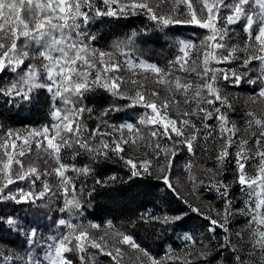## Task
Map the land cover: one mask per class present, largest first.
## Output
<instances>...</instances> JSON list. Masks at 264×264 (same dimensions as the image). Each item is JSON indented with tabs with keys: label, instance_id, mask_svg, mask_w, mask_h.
Returning a JSON list of instances; mask_svg holds the SVG:
<instances>
[{
	"label": "snow or ice",
	"instance_id": "obj_1",
	"mask_svg": "<svg viewBox=\"0 0 264 264\" xmlns=\"http://www.w3.org/2000/svg\"><path fill=\"white\" fill-rule=\"evenodd\" d=\"M195 5H199L198 10ZM162 7L166 10L158 12ZM129 14H143L161 29L174 25H194L206 30V35L199 42L178 40V55L168 62L166 68L132 58L126 49L132 44L135 33L128 40L114 44L110 50L93 46L96 37L86 31L90 21L96 17ZM238 24L245 35L243 44H229L230 32H236L232 26ZM33 45L37 49L34 58L41 60L40 68L30 63L18 72L25 65V60L30 58ZM193 50L196 52L194 59ZM238 52L244 55L238 56ZM120 56L124 57L123 61L119 59ZM234 60L241 61L243 72L217 67L231 64ZM253 61L257 62L255 70L258 74L245 81L244 77L253 71L248 67ZM41 71L43 80L40 78ZM122 71L130 74L127 80L120 75ZM8 72L17 75L7 85L0 86V97L6 98L9 103L28 101L34 90L46 89L52 100L49 113L51 124L30 128L24 134L18 129L0 130V202L35 204L52 192L46 180L41 182L42 190L36 192V181L41 180L42 176L55 175L64 196L61 211L70 215L73 211L79 214L82 205L76 197L77 187L67 173L74 172L78 178L88 175L92 169L63 162L62 151L67 149L74 158L80 154L79 150H84L95 160L107 158L109 151L119 155L124 151V145L139 146L138 141H146L148 146L154 148V154L139 161V167L137 162L126 160L125 163L131 165L132 175H151L153 160L158 161L163 156L165 163H158L156 167L162 174L164 184L175 192V187L169 181L176 154L175 144L184 145L188 153L195 156L194 146L198 140L204 143V151L208 150L207 145L211 141L216 145L213 150L219 170L223 171L225 162H232L229 157H233L235 182L240 185L244 198L243 207L235 211L248 218L245 228L249 233L250 247L245 255L256 257V260L242 259L239 245L231 239L229 223L234 211L228 198L229 186L220 180L215 183L210 181L211 187L225 203L223 209L217 211L219 220L204 216L209 220L207 230L212 234L209 241H198L190 233H184L182 239L187 242L185 255L188 258L175 259L180 260V264H196L197 261L199 264H211L209 257L214 249L209 245L219 228L224 236L215 248L227 249L232 254L233 264H264V118L248 111L246 116L250 119L246 121L245 130L256 128L257 131L251 133L255 139L249 146L248 139L237 138L240 129L222 111L231 109L232 105L221 94L218 84V81H228L238 87L242 82L257 85L259 81L252 100L256 103L258 97L264 102V0H195V4L193 0H155L154 5L152 0H0V76H6ZM141 73H151L152 82L163 86L167 96L162 98L155 89L149 91L146 88L149 76H141ZM179 73L189 75L182 77ZM192 73L195 78L191 77ZM125 83L136 86L131 95L127 90H121V85ZM97 87L115 97L130 100L129 107L145 109L136 125L150 126L149 133L141 134L133 123L111 125L107 121H101L89 129L85 123V113L90 118L92 109L84 105L83 97ZM170 107L177 111L179 120L169 115ZM118 110L111 106L101 115L107 116L109 111ZM213 120L216 121L215 126L208 123ZM102 124L110 130H104ZM125 130L130 134L128 137L123 135ZM98 135L111 139L97 140ZM173 137L179 139L174 141ZM161 138L171 143L161 145ZM217 140L219 143H216ZM33 145L37 150L36 157L40 158L43 152L55 162L56 167L41 173L37 160L25 165L22 158L32 154ZM249 161L253 162L254 168L251 174L247 171ZM44 163L47 164L48 160L45 159ZM13 165L17 167L14 169ZM192 167L193 162L189 161L186 165L188 179L195 184L196 178L190 175ZM207 171L211 172L212 169ZM24 181L28 182L29 190H9V186ZM199 183L203 184L204 181L200 180ZM192 210L199 213V209ZM141 219L145 223L150 219L167 226L178 225L181 216L166 213L158 216L149 210L141 214ZM4 221L8 226L20 230L16 218L7 217ZM57 226L66 231L47 236L39 235L37 228L26 232L28 245L41 250L42 254L34 255L30 250L23 258V264H105L97 260L98 256L110 257L115 264H120L125 253L119 245H127L137 252L140 264H163V259H172L166 256L158 260L136 243L131 235L115 229L111 221L105 227L113 231H105L99 238L91 234V230L101 229L98 223H73L72 219L61 218ZM235 235L241 237L240 232ZM105 236L111 237V246ZM89 248L97 251L90 252ZM141 256L145 259L141 260ZM9 259L0 258V264H6ZM20 259L18 257L17 262Z\"/></svg>",
	"mask_w": 264,
	"mask_h": 264
},
{
	"label": "trees",
	"instance_id": "obj_2",
	"mask_svg": "<svg viewBox=\"0 0 264 264\" xmlns=\"http://www.w3.org/2000/svg\"><path fill=\"white\" fill-rule=\"evenodd\" d=\"M86 31L96 37L92 42L93 46L102 50H110L114 44L128 40L135 33L132 44L126 49L130 51L132 58L154 63L163 68H166L168 62L178 55L176 43L178 40L183 39L199 42L206 35V30L194 25H174L161 29L143 14H129L119 17H96L88 23ZM242 35L245 38V35ZM240 40L241 37L238 36L234 38V41L229 40L228 42L229 44H236L240 43ZM31 47L33 51L30 52V58L25 60V65L21 66L18 72L22 71L30 63L40 68L41 60L34 58V52L37 49L35 45ZM119 59L123 61L124 57L120 56ZM253 64L252 62L248 67L253 69ZM235 70L238 72L244 71L242 68H236ZM256 72V70L252 71L249 76L244 77V80L246 81L254 77ZM148 74L152 76L151 73ZM16 75L17 73L8 72L6 76H0V86L7 85ZM120 75L124 76L126 80L129 77L127 71H122ZM179 75L184 77L189 74L179 73ZM191 77L195 78V74L192 73ZM40 78L41 80L44 78L43 71H41ZM154 85L158 86L157 84ZM258 85L259 81H257V85H249L242 82L237 87L228 85L227 81L222 85L226 90L224 93L229 94L232 103L231 109H222V111L232 112V116L237 121L241 130L242 135L240 137L244 139L251 135L252 132L257 131L256 128L245 131V120L250 119L246 116V113L252 111L260 117L261 115L264 116V102H261L258 97L256 98V103L252 100L254 91L258 90ZM154 87L146 86V88H152L151 90ZM121 90H127L128 94L131 95L133 91L132 85L125 83V85H121ZM155 90H159L162 98L167 96L166 91L161 92L159 87ZM83 103L92 109L90 118L89 114L85 113V123L89 129L96 127L101 121H107L111 125H121L127 122H132L136 125L140 114L145 111L140 106L129 107L130 100L115 97L99 87L85 93ZM51 104V96L46 89L34 90L31 94V99L28 101L9 103L6 98L0 97V130L8 128L18 130L24 128L30 129L51 124L49 115ZM57 104H59V101H57ZM111 106H115L119 110L109 111L107 116H102L101 113ZM168 111H171V117L177 120L180 119L176 110L170 107ZM196 122L199 124V121ZM208 123L215 126L216 121H208ZM136 126L140 129V132L145 131L148 134L150 131V126ZM101 127L104 130H110L107 128V125L102 124ZM114 135L117 136L118 133H114ZM96 139L110 141L111 138L98 135ZM174 139L176 138L174 137ZM92 143L95 144L96 141ZM169 143L171 142L167 139L163 140V144ZM76 150L73 149V151ZM194 150L196 155L192 156V159L197 166H203L206 170L216 167V153L214 150L211 152L208 147V150L204 151V143L200 140L196 142ZM36 151L35 145H33L32 154H27L22 158L25 165L33 160H37L41 173L45 169L50 171L56 167L55 162L44 155L43 152H41L40 158L36 157ZM175 151L176 154L173 158L169 173V181L176 189L174 192L164 184L161 178L162 174L154 170L155 168L151 175L133 176L131 166L125 163L128 160L125 147L124 151L119 155L109 151L107 158L99 157L95 160L91 154L84 150H79L80 154L73 158L70 156L68 150L65 149L61 154L63 162L75 164L78 168L87 166L92 169L88 175H81L78 178L74 172L69 171L67 173V175L74 179L77 187L76 197L82 205L79 214L73 211L70 215L65 211L68 219H72L73 223L94 222L100 224V230H91V234L97 238L103 236L105 231H113V229H106L105 227L106 223L111 221L115 229L131 235L136 243L142 248L147 249L158 260L166 256L172 257V259H163V264H180V260L175 259L176 257H180L181 259L188 258L185 255L188 250L186 248L187 242L182 239L184 233H190L198 241L204 240L205 242L209 241V237L212 234L207 230L209 220L204 218V216L208 215L190 203L189 199L184 197L177 188L176 180L181 178L179 173L186 172L183 169V151L179 152L177 147H175ZM147 156H149V153H147ZM121 157L124 159H121ZM45 159L48 160L47 164L44 163ZM163 163H165L164 157ZM13 167L15 169L17 166L13 165ZM230 168L229 163L226 161L223 169L224 173L221 171V174H223L222 178L225 181H230L233 184L229 188L228 198L232 201V207H237L240 206L239 200L243 202V197L239 192L240 185L235 182V179H227L231 171ZM248 168H250V164ZM113 176L115 179H112ZM44 180L50 184L52 192L48 193L43 200H37L35 204H16L12 201L0 202V258L9 257L10 259L6 261V264H23V258L27 256L30 250L34 255L42 254L41 250L32 249L27 243L26 232L31 228H37L38 234L41 236L53 235L57 231H66V229L58 228L57 226V221L63 216L61 208L63 206L64 196L56 182L55 175L42 176L41 180L36 181L35 191L39 192L42 190L41 182ZM10 187L13 190L17 188H24L26 191L29 190L27 181L18 182ZM210 199H213L212 194L210 195ZM193 208L199 209V213L194 212L192 210ZM149 210L153 215L158 216L165 213L172 216H181V220L178 222L179 226L175 224L161 226L159 223L153 222L150 219L145 223L141 219V214L148 213ZM7 217L16 218L19 221L18 227L20 230L8 226L4 221V218ZM235 218L233 215L229 223L231 239L239 245L242 259L256 260V257H247L245 255L250 247L248 243L249 233L245 228L246 223L243 226L239 225L238 220L234 223ZM237 232L241 233V237L238 238L235 235ZM223 236L224 233L217 228L215 239L209 245V247L214 249L212 255L209 257L211 264H233L232 254L227 249L217 250L215 248ZM105 239L109 241V246H111L113 242L111 237L105 236ZM119 246L126 255L128 254L127 252L130 255L138 254L126 245ZM89 251L96 252L97 250L89 248ZM68 255L71 256L72 254L69 253ZM18 257L21 258L19 262H17ZM140 259L143 260L145 258L141 256ZM97 260L104 261L105 264H115L114 261H111L110 257L106 256H98ZM130 261H127L123 256L120 264H128ZM132 264H140V261L135 258L132 260ZM196 264H199V262L197 261Z\"/></svg>",
	"mask_w": 264,
	"mask_h": 264
},
{
	"label": "rangeland",
	"instance_id": "obj_3",
	"mask_svg": "<svg viewBox=\"0 0 264 264\" xmlns=\"http://www.w3.org/2000/svg\"><path fill=\"white\" fill-rule=\"evenodd\" d=\"M152 3L153 5L155 4V0H152ZM193 3L195 4V0H193ZM197 7V10L199 9V5H195ZM166 9H164L163 7L161 9H158L157 11L160 12V11H165ZM181 11H183V7H181ZM241 24H243V21L241 22ZM236 29V32L235 33H231L230 32V40L234 41V38L240 36L241 37V40H240V43L241 45L243 44V40L245 39L244 36L242 34L243 31L241 29V25L238 24V25H234L232 26ZM234 37V38H232ZM203 39V38H202ZM238 56H243L244 53L243 52H238L237 53ZM196 56V52L195 50H193V53H192V58L194 59ZM136 60V59H135ZM137 61H140V60H137ZM144 61V60H143ZM147 62V61H146ZM240 63L241 61L240 60H234L231 64H228L226 66V64L224 65H217V67H222V68H239L240 69ZM253 71H255V67L257 66V62L256 61H253ZM229 66V67H228ZM232 66V67H231ZM258 73L256 72V74H254V76H256ZM130 75V74H129ZM143 75H148L149 76V81L146 83V86H150V87H154L156 85V83L152 82V76L149 75L148 73H141V76ZM225 83V81H218V84L221 88V94L223 96H226L227 97V100L228 102L232 105L231 101H230V98H229V94H225L224 91L225 88L222 86L223 84ZM228 85H231L228 81H227ZM129 85V83H126ZM125 85V84H124ZM132 85V84H131ZM158 85V84H157ZM136 86L132 85V90L135 88ZM160 88L161 92H165V89L163 86L161 85H158L156 87H154V89H157V88ZM149 91L152 89V88H147ZM159 91V90H158ZM169 112V115L171 114V111H168ZM226 114L228 115L230 121H232L233 123L236 124L237 128H239V125L237 123V121L235 120V118L232 116V112L231 111H225ZM171 116V115H170ZM261 117L264 118L263 115H261ZM173 118V117H172ZM175 119V118H174ZM245 120V119H244ZM246 121L245 120V128H246ZM127 123H132V122H127ZM126 124V123H125ZM21 131L22 134L26 133V131L28 130L27 128H24V129H19ZM249 130V129H248ZM126 131V130H125ZM247 131V130H245ZM141 134H147L145 133V131L141 132ZM120 134L118 133L117 136H119ZM123 135L125 137H128L130 134L128 132H124ZM241 130L237 132V138H239L241 136ZM176 138V137H175ZM179 138H176L174 139L173 137V140H178ZM246 139L249 140V146H251L253 140L255 139V137H252L251 135L247 136ZM163 138L160 139V144L161 145H164L163 144ZM216 143H219V141L217 140ZM138 145L139 146H135V145H132V144H127V145H124L123 147H125V153H127L126 155L128 156V159H131L133 160L134 162H137V166L139 167V161L141 160H144L146 158H150L153 156L154 154V148L151 147V146H148L147 142L146 141H138ZM209 146V149L211 150V152L213 151L214 147H215V144L212 143L211 141L209 142L208 144ZM175 147L178 148V151H183L184 153V157H183V163H184V166H183V169L186 173H179L180 177L181 178H178L176 180V183H177V188L178 190L181 192V194L184 195V197L188 198L189 199V202L192 203L196 208H199L201 209L202 211H204L206 213V215L208 216H212L214 219H217L219 220L220 217L217 216V211H220L223 209L224 207V199L219 197L218 193L216 192L215 188L211 187L210 185V181L211 183H215L217 180H220V181H223L225 184H227L229 186V188L233 185L230 181H225L223 178H222V175L221 174V170H219L217 167L215 168H208V169H212L211 172L207 171L206 169H204V167H200V166H197L195 163H194V160L192 159V156L188 153V151L186 150V148L184 147V145L182 144H179V143H176L175 144ZM231 151V150H230ZM145 153H149V156H146ZM214 153V152H213ZM182 154V152H181ZM229 160L232 161V162H228L229 165H230V169L231 171L229 172L228 176H227V179H235V175H236V168H235V163H234V160H233V157L230 156L229 157ZM189 161H192L193 162V167L191 169V173L190 175L195 177L196 178V183L193 184V182L191 180L188 179V176H189V173L188 171L186 170V165ZM158 163H163V156L160 157V159L157 161V160H153V169L154 170H157L159 174H161L158 170V168L156 167V165ZM249 164H250V168H248V172L251 174L253 171H254V168L252 167V164L253 162L252 161H249ZM131 166V165H130ZM224 173V171H223ZM201 175V176H200ZM199 179V180H198ZM200 180H203L204 183L201 184L199 183ZM9 190H13L12 187L9 186ZM7 191V190H6ZM239 192H240V189H239ZM213 195V199L211 200L210 199V195ZM241 194V192H240ZM243 197V196H242ZM214 200V201H213ZM244 200V198H243ZM239 204L240 206H237V207H232L233 211H234V216L236 217L234 223H236V221L238 220L239 221V225L243 226L244 223L247 222V217L239 212V211H235L236 209H240L243 207V202H241V200H239ZM63 219H68L67 215L65 212H63V216H62ZM127 246V245H126ZM128 254H124V258L127 260V261H130L128 264H132V260L137 258L138 254H132L130 255L129 252H127ZM127 264V263H126Z\"/></svg>",
	"mask_w": 264,
	"mask_h": 264
}]
</instances>
